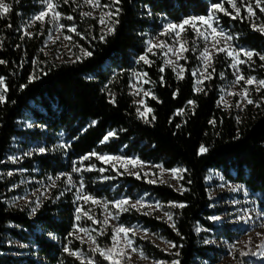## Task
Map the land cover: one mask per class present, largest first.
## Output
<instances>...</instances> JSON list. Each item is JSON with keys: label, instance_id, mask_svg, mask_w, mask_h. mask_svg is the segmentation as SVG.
<instances>
[{"label": "trees", "instance_id": "obj_1", "mask_svg": "<svg viewBox=\"0 0 264 264\" xmlns=\"http://www.w3.org/2000/svg\"><path fill=\"white\" fill-rule=\"evenodd\" d=\"M53 1L63 32L77 51V59L71 62L55 61L42 52L49 25L41 27L30 20L44 0H5L12 10L0 18L2 91L6 87L5 102L0 104V264H111L73 235L76 223L90 225L85 218L76 219L75 190L67 179L80 165L84 168L77 178L84 193L93 198L113 203L146 194L167 206L171 223L134 209L118 214L120 224L141 226L175 245L168 254L150 239L132 237L147 257L179 264H218L222 251L205 243L208 231L229 240L234 234L231 226L215 227L210 221L223 208L211 207L207 175L218 172L242 184L264 215V89H251L249 98L256 103L246 104L241 112L225 111L218 106L220 87L232 74L224 54L213 58L215 71L195 91L193 73L199 60L193 36L187 35L188 51L180 61L183 78L165 65L161 49L149 52L146 42L162 23L206 16L211 5L219 3L231 13H216L220 27L236 45L264 55V33L253 27L264 25V12L252 5L255 15L249 17L241 0H236L241 9L236 19L228 0H120L118 4L101 0L109 12L119 9L103 27L84 15L89 8L81 0ZM73 27L76 31H69ZM85 51L91 55H84ZM142 55L151 63L140 61ZM253 60L254 69L244 72L264 80L259 55H253ZM135 71L147 73L151 97L146 105L152 110L147 122L138 116L129 92ZM110 132L114 135L104 141ZM34 143L45 151L25 155ZM201 146L207 151L201 153ZM13 152L19 153L15 163L7 160ZM93 153L137 157L166 170L178 167L183 170L180 190L115 172ZM18 169L39 180H56L34 213L8 205L11 187L19 178L7 173ZM90 213L100 221L99 209ZM98 224L97 229H102ZM111 239L112 229L107 228L96 243L106 249ZM65 248L80 252L85 261Z\"/></svg>", "mask_w": 264, "mask_h": 264}, {"label": "rangeland", "instance_id": "obj_2", "mask_svg": "<svg viewBox=\"0 0 264 264\" xmlns=\"http://www.w3.org/2000/svg\"><path fill=\"white\" fill-rule=\"evenodd\" d=\"M85 7L89 8L86 13H90V17L97 20V22L103 27L106 26V21L108 19L109 13L108 7L101 3L99 0L100 7H94L92 4L86 3L85 0H81ZM245 4V8L248 5H256V1L253 0H241ZM54 3V1L52 0ZM46 9V4L43 2V7L40 11L35 13L31 17L30 23H38L43 27L45 23L49 25L48 34L44 40L42 52L45 56L49 58H53L55 61H74L77 59V51L73 46L71 40H66L64 37L66 34L63 32V28H61V24L59 19L52 20L51 14L45 17L44 22L36 21L34 17L38 15L41 11ZM56 10V9H55ZM57 11V10H56ZM208 15V14H207ZM206 15V16H207ZM103 16L104 23H100V18ZM187 19V18H186ZM180 24L181 22H164L161 25L160 30L151 37L146 42V48L149 49L150 43L152 45H160L163 43L164 47H153L152 51L156 49H161L162 54L164 56V63L166 66L174 69L175 73L182 75L183 68L180 64V61L183 59H179L177 61V54H179V41L183 43L187 48L188 46V38L187 35L193 36V41L195 42V52L197 53L198 65L194 70L195 77V91H200L202 88V84L204 81L208 79H204V76H207L208 73L212 75V61L213 58L218 54L214 48H212V37L210 34V30L206 31V26H200V31L205 32L206 35L209 36L207 41L204 40L202 36L197 35L196 32L192 30L191 27L185 26L186 31H181L180 37H176L175 33L164 35L165 26L167 24ZM199 26V24H198ZM256 28H259L260 25H255ZM213 27H216L218 31L222 30L226 35V31L220 27L215 18L213 22ZM217 39H221L217 37ZM224 41L221 39V44L217 45V47L223 46ZM227 44L231 46V49L237 52H240L239 59L247 61L248 58L243 55V51H248L245 48L238 46L234 43L233 39L227 41ZM205 47H208L211 54V66L207 69V72L204 71V60L201 57V52ZM177 50V54H174L169 49ZM183 52V57H184ZM224 54L227 59L229 68L231 70L232 78L229 80H223L222 85L220 87V96L218 101V106L225 111H238L241 112L243 107L248 104L247 100L243 97L244 88L248 89V98L251 89H256L257 85L254 83L253 85H247L244 81H240V83H235L236 75L242 74L246 79L248 77H255L253 75H247L244 71L246 69H254L251 64H254L255 61L253 57L251 61L244 64H239L236 67H233V59L229 57L224 52H219ZM260 59V58H259ZM167 60H171L175 62L174 64L166 63ZM261 60V59H260ZM261 67L264 70V61L261 60ZM239 69V73L237 72ZM144 73L135 71L131 76V82L129 85V92L133 98V103L136 108L137 114L140 118L146 120L149 118L151 112H147L149 107L146 105L147 98L151 97V93L148 86V81L143 75ZM256 78V77H255ZM198 80H202V83H197ZM257 81H259L256 78ZM147 81V83H145ZM0 91H2V85H0ZM148 93V95H145ZM232 93H236L233 95ZM250 99V98H249ZM143 101V104L140 103ZM239 105V106H237ZM139 110V111H138ZM140 113H145V116L142 117ZM31 125L27 123V127ZM14 148H17V145H14ZM39 146L34 144L29 145L27 151L24 152L25 155L32 154L34 152H40ZM96 158L98 156H111V157H120V160H112L111 162H105L104 160L98 159L104 165L109 166L111 170L115 172H123L127 175L133 176L135 178L144 180L149 182L150 180L155 181L153 184H166L172 187L173 189L180 190V181L182 179L183 170L176 167L172 169H180L179 173L176 174L177 178L173 179V173L170 170H166L160 165L150 164L146 162H142L137 157H125L123 155H93ZM19 159V153H11L8 155L7 160L11 163H15ZM135 162L133 164L132 162ZM84 168V165H80L79 171ZM79 171L72 172L69 174L71 176V183L69 185L75 190V203H76V212L77 209H80V212H77L80 216L79 222L82 218H85L90 225H80L75 224L73 229V235L76 239H78L81 243H83L87 249L93 251V249L97 246L96 237H100L103 231H107V228L112 229V239L111 246L112 248L114 244H117V250L124 249L128 254L125 258L116 257L120 259V264H156L157 261L155 259H151L147 257L139 246L134 244V240L132 237H139L142 239H150L152 243H154L158 248L163 250L164 252L170 254L172 249V244L164 241L158 236L150 233L147 229V235H145L144 228L138 225H132L126 227L118 222V214L124 211H121L120 208L114 206L113 203L105 202L101 199L94 198L97 203H93L91 200L85 201L82 197L87 195L83 191V185L81 183V179L77 178ZM11 173V175H9ZM138 174V175H137ZM9 177H14L17 175L19 178L16 179L15 183L12 185L11 190H13V194L8 199V205L10 207H20L23 209H27L30 213H34L33 209H37L42 202L49 197L51 193V189L54 186L56 180L55 178H50L48 180H39L31 175H27L26 170L18 169L12 170L7 173ZM67 175V179L69 177ZM207 183L210 188L209 198L211 200V207L214 209L223 208L218 214H215L210 218V221L214 224L215 227L222 226H231L232 234H234L233 240H229L225 237L216 238L213 236L211 231L209 232V236H206L205 243L208 245H213L216 248L220 249L222 253L219 255L218 264H264V215L258 209L256 204V198L251 195L248 190L242 185L238 183H234L226 178H224L218 172L210 171L207 175ZM81 197L78 199L77 197ZM89 196V195H87ZM128 199L129 205H125L124 207H128L129 209H133L130 207V204L135 203L137 200H142L144 207L137 205V209H134L140 213H148L147 215L154 216L160 220L171 223V220L167 218L165 213H168L167 206L160 203L153 197H150L146 194L139 195L135 199L129 198H121ZM117 200V201H119ZM116 202V201H115ZM107 205V207H105ZM149 205L151 207H149ZM159 205V208L156 206ZM100 210V221H97L94 216L90 213L92 211ZM169 214V213H168ZM116 218L113 219L112 217ZM105 219H107V224L104 223ZM101 222L102 229H97L98 223ZM125 227L135 230V234L132 232L128 233V238L133 241L132 248H136L137 251L133 252L132 248H127L125 246L124 236L123 234H119L117 236V240H113L114 229L118 227ZM81 229H86L87 231H81ZM202 231H206L205 229H200ZM258 233L260 235H258ZM95 240V244L92 243V240ZM106 248V249H109ZM102 249V248H101ZM105 249V250H106ZM143 253L145 258H142L140 253ZM79 253V259L85 261V258ZM242 253H246V255H242ZM130 257V258H129ZM108 261V260H107ZM112 264L111 261H108ZM163 264H172V262L162 261Z\"/></svg>", "mask_w": 264, "mask_h": 264}, {"label": "snow or ice", "instance_id": "obj_3", "mask_svg": "<svg viewBox=\"0 0 264 264\" xmlns=\"http://www.w3.org/2000/svg\"><path fill=\"white\" fill-rule=\"evenodd\" d=\"M65 3L68 2V0H64ZM86 3L92 4L94 7H100L101 5L99 4V0H85ZM115 3H119L120 0H114ZM44 3L46 4V9L44 11H41L38 15H36L34 17V19L36 21H40V22H44L45 17L48 16L49 14H51L52 16V20H58L60 18V13L57 12L56 9V4L52 2V0H44ZM228 3L231 5L232 9H234L236 15L232 16L233 19H236L237 17H239L240 15V7L237 6L236 4V0H228ZM256 7L260 9L261 12H264V0H256ZM12 10V6L9 3H6L5 0H0V18L5 17L9 12H11ZM218 11H222L224 12L225 15H231V13H229L226 9H224L222 4H213L211 5L210 9H209V13L207 16H199V17H190L187 19H184L181 21L180 24H167L165 26V31L164 35L167 34H171V33H175L176 37H180L181 35V31H186L187 29L185 28V26H189L192 28V30L194 32L197 33V35L202 36L204 38L205 41H207L209 39V36L205 34V32H201L200 31V26H206V31L210 30V34L212 37V48H214L216 50V52H224L226 53V55H228L229 57H232L233 59V67H236L239 64H244V63H248L249 61H251L253 55H259V58L264 61V55H260L259 53H253L252 51H243V55L246 56L248 58L247 61L245 60H241L239 59L240 57V52L234 51L231 49V46L227 44V41H230L232 39V37L230 35H226L222 30L218 31L216 27H213V22L216 18V13ZM246 11L249 15V17L255 15L254 11H253V7L251 5H248L246 8ZM119 14V9L116 10L115 13H106V15H108L109 17H111L112 15H118ZM84 15H90V13H84ZM68 19H72L71 16L67 17ZM118 22V21H117ZM100 23L103 24L104 23V19L103 16L100 18ZM199 24V26H198ZM11 25H9L10 27ZM61 28H63L64 26L61 25ZM253 27H256L255 25H253ZM258 31L264 33V25L260 26L259 28H257ZM69 31L71 32H75L76 29L70 28ZM109 32L113 31V28H109L108 29ZM217 37H220L225 43L223 46L217 47V45L221 44V39H217ZM66 40H71L70 36H65L64 37ZM101 39H104L103 36H101ZM179 43V54H177V50L170 48L169 51H172L174 54H177V61L183 57V52L188 51V49L184 46L183 43H180L179 41H177ZM153 47H164L163 43H161L160 45H152L150 43L149 49L148 51L151 52ZM84 55L86 56H90L91 52H87L85 51ZM201 57L204 60V71L207 72V69L211 66V60H212V54L209 50L208 47H205L204 50L201 52ZM79 59V58H78ZM140 61H143L145 64H150L151 62L147 59V57L145 55H142L139 57ZM0 63H5L4 61L0 60ZM166 63L168 64H174L175 62L171 61V60H167ZM163 68L160 69L161 72H163ZM175 71V68L173 69ZM213 71H215V69L213 68ZM237 72L239 73V69H237ZM143 75H147V73H144ZM193 75H195V73H193ZM34 78V77H32ZM30 78V80L32 79ZM178 78H183L182 75L178 74ZM211 78V73H208L207 76H204V79H210ZM240 81H244L245 84L247 85H253L254 83L257 85L256 87V91L259 92L261 89H264V80H259L257 81L255 77H248L247 79L242 75V74H237L236 75V80L235 83H240ZM145 83H147V81H145ZM197 83H202V80H198ZM4 84V80L3 78H0V85ZM4 92H6V87L3 89V91H0V104L5 102V95ZM233 95H236V93H232ZM145 95H148V93H145ZM243 97L245 100H247L248 104H255L256 102L253 101L252 99L248 98V89L244 88L243 90ZM153 99H155V97H153ZM264 99V98H262ZM114 102V99L113 101ZM141 104H143V101H140ZM190 105L193 104V101H189L188 102ZM239 106V105H237ZM256 106L259 107V104H257ZM139 111V110H138ZM152 110L149 108L147 109V112H151ZM140 115L142 117L145 116V113H140ZM154 119V117H153ZM147 122V120H146ZM95 123V122H93ZM114 135V133H108L107 136L104 137V141H107L108 138L110 136ZM102 141V142H104ZM40 152H44L45 149L44 148H40L39 149ZM207 151V149L204 146H201L200 148V152L203 153ZM92 155H96L95 153H93ZM88 156H85L84 159H88ZM98 159L104 160L105 162H111L112 160H120V157H111V156H98ZM133 164H135V162H132ZM73 171H79V169L77 168H73ZM101 171H103V169H101ZM173 173V179H176L177 176L176 174L179 173L180 169H172L170 170ZM9 175H11V173H9ZM138 175V174H137ZM139 178V177H138ZM68 182L71 183V176L69 175L68 177ZM155 181L150 180L149 183H154ZM78 199H80L81 197H77ZM85 201L91 200L93 203H97V201L91 197V196H83L82 197ZM129 200L128 199H122L119 201L114 202V206L120 208L121 211H128L129 208L128 207H124L125 205H129ZM137 205H140L141 207H144L145 205L143 204L142 200H137L135 203L130 204V207L133 209H137ZM172 206L174 207H180L183 208L185 207L184 204H173ZM105 207H107V205H105ZM149 207H151L149 205ZM157 208H159V205L156 206ZM33 211H35V209H33ZM77 212H80V209H77ZM145 215H147L148 213H144ZM165 215L167 216V218L169 220L172 219V216L168 213H165ZM113 219H115L116 217L113 216ZM77 220L80 219V216L77 215L76 217ZM105 224H107V219H105L104 221ZM174 227V225H173ZM81 231H87L86 229H81ZM132 232L133 234H135V230L134 229H130V228H125L123 226L115 228L114 229V235H113V240L116 241L117 240V236L119 234H123L124 236V241H125V246L127 248H132V243L133 241L131 239L128 238V233ZM145 235H147V230H144ZM103 234V233H101ZM258 235H260L258 233ZM92 243L95 244V240H92ZM118 241L117 244H114L112 248L109 249H101L98 245L93 249V252H97L99 253L100 256H102L105 260L111 261L112 264H120V259H117L116 257H120V258H125L128 254L125 252L124 249H119L117 250V245H118ZM172 247H175L174 244L171 245ZM262 247H264V245H261ZM66 252H69L70 255H75L79 258V253L78 252H71L68 248H65ZM132 251L135 252L137 251L136 248H132ZM264 254V253H262ZM142 258H145L143 256V253H140ZM242 255H246V253H242ZM130 258V257H129ZM89 264H92V262L90 261ZM156 264H163L162 261H157ZM172 264H179L178 261H173Z\"/></svg>", "mask_w": 264, "mask_h": 264}]
</instances>
